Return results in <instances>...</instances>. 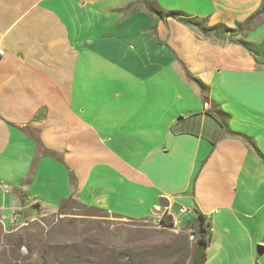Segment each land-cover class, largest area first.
<instances>
[{
  "label": "crops",
  "instance_id": "crops-1",
  "mask_svg": "<svg viewBox=\"0 0 264 264\" xmlns=\"http://www.w3.org/2000/svg\"><path fill=\"white\" fill-rule=\"evenodd\" d=\"M256 23L264 0H0L3 222L69 199L131 221L191 208L205 264H264Z\"/></svg>",
  "mask_w": 264,
  "mask_h": 264
},
{
  "label": "rangeland",
  "instance_id": "rangeland-1",
  "mask_svg": "<svg viewBox=\"0 0 264 264\" xmlns=\"http://www.w3.org/2000/svg\"><path fill=\"white\" fill-rule=\"evenodd\" d=\"M257 25L244 41L264 59V24ZM196 229L163 226L156 218L126 220L72 203L63 213L35 210L23 221L5 224L0 217V264H192Z\"/></svg>",
  "mask_w": 264,
  "mask_h": 264
},
{
  "label": "trees",
  "instance_id": "trees-1",
  "mask_svg": "<svg viewBox=\"0 0 264 264\" xmlns=\"http://www.w3.org/2000/svg\"><path fill=\"white\" fill-rule=\"evenodd\" d=\"M149 11L152 12V13L154 12L155 14L159 15L160 17L164 16L166 18H173V19L178 20V21H180L182 23H185V24H187L189 26H192V27H195V28H198V29L202 30V27H200V24H198L197 22H194L192 20L190 21V20H186V19L181 18V14L180 13L171 12V13L163 14V13L156 12L155 10H152V9H149ZM249 23L247 24V27L249 26ZM204 32H206V31L204 30ZM211 32H213L214 34H217L216 31H211ZM226 32L227 33H232L231 30H227ZM240 44L243 45V47L245 49H247L248 51H250L251 53H255L254 50H252V48H250V46L247 43L240 42ZM72 203H77L81 207H86V206L74 201L73 199H69V200H66L62 204L61 208L59 209L60 213H63L69 207V205L72 204ZM195 211L197 213V218H193V219H190V220H187L186 222H184L183 224H185V226H182V229H186L188 226L197 228L198 233H199V236H198V239H197V243L198 244H197V246L195 248V251H194V257L192 258V264H205L206 260H207V258H206V249L208 247V238L206 237V233H207L206 228L209 227V226L206 224V222L204 220V217L201 214H199L197 210H195ZM162 225L165 226V223H162Z\"/></svg>",
  "mask_w": 264,
  "mask_h": 264
},
{
  "label": "built area",
  "instance_id": "built-area-1",
  "mask_svg": "<svg viewBox=\"0 0 264 264\" xmlns=\"http://www.w3.org/2000/svg\"><path fill=\"white\" fill-rule=\"evenodd\" d=\"M4 55V51L0 49V56ZM159 215L157 216L158 222L162 225V223H165V225L172 226L173 228H176L179 226L178 218L183 217L187 219H193L197 218V213L194 209L191 208H179L177 214L173 215L171 214L167 209H163L159 211ZM197 230V229H196ZM207 233L206 237L208 238L210 232H212L210 227L206 228ZM198 231V230H197ZM199 233L196 234V239H198ZM191 239H195V234H192Z\"/></svg>",
  "mask_w": 264,
  "mask_h": 264
},
{
  "label": "water",
  "instance_id": "water-1",
  "mask_svg": "<svg viewBox=\"0 0 264 264\" xmlns=\"http://www.w3.org/2000/svg\"><path fill=\"white\" fill-rule=\"evenodd\" d=\"M163 202H166V203H163ZM159 203H160V206H161V207H164L165 204L167 205L168 200H167V199H162ZM158 213H159V211H158ZM263 252H264V250H263L262 248H258V254H259V255H262Z\"/></svg>",
  "mask_w": 264,
  "mask_h": 264
}]
</instances>
